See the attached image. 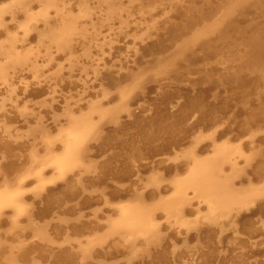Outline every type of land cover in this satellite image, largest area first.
<instances>
[{
	"label": "bare ground",
	"instance_id": "bare-ground-1",
	"mask_svg": "<svg viewBox=\"0 0 264 264\" xmlns=\"http://www.w3.org/2000/svg\"><path fill=\"white\" fill-rule=\"evenodd\" d=\"M251 10L259 15L258 20L246 15ZM172 13L178 16L177 20L170 19ZM152 20L157 23L151 24ZM239 23H244V26ZM131 24L134 27L143 24L139 28L143 31L139 32L136 27L135 31L130 32ZM230 28L232 31H228L231 35L226 32ZM111 34L114 35L112 39L129 34L131 49L137 46L135 42L141 43L149 38L156 41L145 42L146 45L141 50H135L136 52L133 49L137 56L142 53L145 55L146 52L149 54L144 65L133 64L135 70L130 67L119 70L116 67L121 72L120 75L108 74L106 82L115 91L114 102L106 103L107 99L97 98L89 101L77 113L67 105L62 112L59 111L60 114L57 113L66 122L55 123L58 130L51 132L42 115L44 109L40 108L46 101L44 95L43 99L30 97L33 92L37 93L41 89L22 88L30 81H36L48 84L52 89V83L64 79L65 74L70 71L77 70V74L89 75L90 72L95 74L97 71L99 75L101 65L96 61L111 39ZM232 36L234 41H231ZM168 39L165 43L164 40ZM197 44H203L198 52L193 50ZM213 60L219 64L220 69L232 71L234 76L222 72L216 74L211 69L203 68L205 63ZM189 65L203 69L200 68L202 71H198L194 80L188 81V86L179 85L175 78L181 76L175 70H182ZM247 70L249 72L243 73ZM258 72H264V0L0 2V173L5 172L8 166H18L16 159L19 156L11 143L14 139L10 141L5 137L15 138V135H24L26 132L33 133L31 136H34L40 132L44 145V150L31 151L30 163L25 170L14 168V184L7 181L10 179L6 172L0 180L6 182H1L0 185V216L9 210L7 230L11 232L10 235L0 237V264H20L19 260L17 263V256L28 245H25L24 238L26 226L30 229V237L36 236L34 241L38 239L44 244L46 240L49 245L51 240L54 244H59L61 234L53 238L51 232V228L57 225L53 222L57 217L78 218L81 211L92 207L93 190L99 189L106 195L107 204L113 201L111 195L125 196L126 189L117 186V183L128 179L131 182L137 179L138 183L141 175L136 172L141 171L143 164L152 161L156 164L155 161L161 158L157 156L169 157L173 152L176 159L182 156L188 163L174 164L167 169L168 175L170 172L174 173L172 178L167 177L171 179L170 193L163 194L160 190H152V193L135 191L136 198H130L126 202L116 201L115 208L111 213L104 214L105 218L100 221L103 224H100L99 229L104 226L107 228L92 235L90 233L93 228L85 230L83 222L65 223L62 218V225L72 229L67 234L68 237L61 236L62 240H68L71 250L67 248L70 251H58V248L55 249L57 245L53 246L57 252H54L52 261H48V255V260H45L48 262H44L40 259L43 256L39 258L37 253L35 258L37 256L40 260L33 259L31 264H261L260 261L248 262V258L254 255L250 252L253 243L250 239L257 230L255 225L257 222H264V202L256 201H264V150L253 147L245 151L242 141L232 143L230 138L217 142V132L212 136L216 142L205 155L201 154L203 150L194 147L206 137L205 130H217L226 116L235 114L236 103L242 95L246 96L253 92L254 87L264 85ZM154 73L158 74L159 79L143 84L144 79L155 77ZM213 74H216L215 77H210ZM233 81L236 82L235 85L230 84ZM217 84L221 85V89L216 87ZM36 104L39 108H36ZM8 105L10 106L7 107ZM246 109L244 118L251 131L253 122L258 119L259 110L256 107ZM20 117H23V124L26 125L23 130L18 129L21 126L14 121L21 120ZM253 131L264 134V125ZM240 137L238 139L241 140L243 136ZM186 142L190 143L186 144L187 147L184 146ZM249 145L252 147L253 144ZM239 161L242 164L239 165ZM78 169H82L85 174ZM72 170L71 174H67ZM21 173L24 178L31 176L32 181H19ZM76 174H80L77 179L80 184L73 177ZM164 176L167 175L162 171L159 175L149 176L147 181L152 183L151 186H157V189ZM58 180L62 182L43 188L47 182ZM108 181L109 185L105 183ZM31 182L34 184L28 186ZM156 182L157 185L153 184ZM108 186L109 189L105 190ZM26 191L32 194L26 196ZM29 197H37L34 204L37 203L38 206L26 203ZM195 200L199 204L190 217L186 209L187 206H194ZM251 204L252 207L257 205L260 216L253 218L254 212L240 215V211L249 209ZM74 207L78 209L74 210ZM159 209L165 216L171 217L168 219L169 217L163 216L168 222L166 224L173 222L186 229L182 241L172 239L170 233L161 232L160 222L164 219H157L156 210ZM96 210L97 208L93 209V212ZM94 216L99 218L97 214L91 217ZM18 218L23 219V224L18 223ZM201 221L214 227L203 225ZM230 227L232 232H227ZM39 229L46 231L38 232ZM110 236L114 240L120 238L121 242H109ZM125 241L129 243L126 244ZM36 244H33L34 247ZM51 245L53 243L49 246Z\"/></svg>",
	"mask_w": 264,
	"mask_h": 264
},
{
	"label": "rangeland",
	"instance_id": "rangeland-1",
	"mask_svg": "<svg viewBox=\"0 0 264 264\" xmlns=\"http://www.w3.org/2000/svg\"><path fill=\"white\" fill-rule=\"evenodd\" d=\"M8 0H0V2L1 3H5V2H7ZM209 1V0H208ZM211 1H214V0H211ZM247 11H249V9L247 10ZM178 15V14H177ZM246 15L247 16H249V17H252L254 20H258V18H259V15L258 14H256L255 12H253L252 10L247 14L246 13ZM246 16V17H247ZM170 19L171 20H177L178 19V16H176L174 13H172V14H170ZM154 21H156V20H152L150 23L151 24H153V25H155L157 22H155L154 23ZM141 22H143V19L141 20ZM248 22V21H247ZM245 23H246V21H245ZM141 25H143V24H140L139 26H135L134 27V25H132L131 24V26H130V29H131V31L130 32H133V30L135 31L136 30V27H137V29H138V31L139 32H141V31H143L142 29L140 30L139 28H140V26ZM239 25L240 26H244V23H239ZM231 32L232 31V29L230 28V29H227V31L226 32H229V31ZM129 31V30H128ZM229 32V33H230ZM234 32H232V34H233ZM210 34H212V33H210ZM112 35L113 34H111V35H109V37H111V39H112ZM128 35L129 34H124V35H119L117 38L116 37H114L112 40L110 39L108 42H107V44L105 45V47H104V49H102L101 50V52L99 53V55H98V58H97V60L98 61H96V63H98V64H100L101 66H100V70H99V75H98V72L96 71V73H97V76H96V73L94 74L93 72H90V75H89V73L88 74H77V70L76 71H70V72H68L67 74H65L68 78H66V76L64 77V79H61V80H58V81H56L55 83H57V85L55 84V83H52V85H51V87H52V89H50V86H48V84L46 85H44V83L42 84V83H37L36 81H30V83L28 84V85H26V86H28L27 88H26V86H24L22 89H25V90H30V89H32V88H39V89H41L40 91H38L37 93H34L33 92V94L30 96V97H33L34 99H43L42 97H43V95H44V99L47 101H45V103H42L41 104V106H40V108H42V115L44 116L43 118H44V120L46 121H44L45 122V124H49L48 125V127L49 128H51L50 130H51V132H57V130H58V128H56V127H58V125L56 126V124L55 123H60V122H62L63 121V123H65L66 122V120H65V118L63 117H60L58 114H60L61 112H62V110H64L65 108H66V106L68 105V107H69V105H70V108L72 109V110H74L75 111V113H77V111L78 110H80L81 108H84V106L85 105H87V103H89V101L91 102V101H94V100H96L97 98L98 99H107V101H106V103H112V102H114V100H115V91H114V89L112 88V86H110L107 82H106V78H108L109 76H108V74H112V75H120V73L121 72H118L119 70H120V68L121 69H125V68H123V67H130V69L132 68L133 70H135V68H134V65H135V63H137L138 65H144L145 63H146V61H144V60H146V59H148L149 58V54L146 52L145 53V55L142 53V54H140V56L138 55L137 56V54L135 55V52L137 51V49H140L141 50V47L142 46H144V45H146L145 44V42H147V41H149L150 40V38L149 39H146V40H144L143 42H135V44L137 45V46H135V47H133L132 49H131V47H132V44H131V39H130V37H128ZM230 35H231V33H230ZM114 36V35H113ZM124 36H127V37H124ZM124 37V38H123ZM162 37H164V36H162ZM233 38H231L232 40L231 41H234V36H232ZM106 38H108V37H106ZM109 39V38H108ZM161 40H162V38H160ZM114 40V41H113ZM151 42L152 41H156V39H154V38H152L151 40H150ZM149 41V42H150ZM163 41V40H162ZM165 41V43H167L168 41H169V39L168 40H164ZM110 42V43H109ZM114 42H115V44H114ZM127 43H128V46H127ZM132 43H133V41H132ZM164 42H163V44H165ZM108 44H110V45H108ZM126 45V46H125ZM202 45L203 44H197L196 46H195V48L193 49L194 51H196V52H198L200 49H201V47H202ZM117 49V50H116ZM125 49H127V50H125ZM129 49V50H128ZM133 49H134V51H133ZM107 52H109V54L107 53ZM125 52V53H124ZM128 52V53H127ZM141 53V52H140ZM103 54H104V56H103ZM127 54V55H126ZM57 55V54H56ZM110 55V56H109ZM118 55H121V56H118ZM143 55V56H142ZM106 56V57H105ZM117 56V57H116ZM126 56V57H125ZM124 57H125V59H124ZM114 60H112V59ZM202 58V57H201ZM200 58V59H201ZM63 59V58H62ZM61 59V60H62ZM60 59H58V61H61ZM115 60H116V62H115ZM135 60V62L133 63V61ZM102 61H104V62H102ZM120 62V64H119V62ZM214 61V60H213ZM213 61H209V62H207V63H205V65H203V68H208V69H211V71L213 72V73H220V72H222V73H224L225 75H228V76H234V73L231 71V72H229V71H225L224 69H220L221 67L219 66V64H217L215 61L213 62ZM211 62V63H210ZM113 63V64H112ZM118 63V64H117ZM215 63V64H214ZM108 64V65H107ZM134 64V65H133ZM213 64V65H212ZM121 65V66H120ZM218 65V66H217ZM106 66V67H105ZM115 66V67H114ZM202 66V65H201ZM101 67H103V68H101ZM119 69H117V68ZM187 68V69H186ZM194 68L196 69V70H194ZM200 68L201 69H203L202 67H199V66H196V67H192V66H187V67H184V69H182V70H180V68H178V69H176L175 70V73L176 74H178V76H181V78H175V80H177V82L179 83V85H184V86H188V81L189 80H194L196 77H197V73H198V71H202V70H200ZM107 69V70H106ZM189 70V72H187ZM197 71V72H196ZM247 72H249L248 70L247 71H243V73H247ZM71 73V74H70ZM75 73H76V75H75ZM191 73V75H189ZM94 74V75H93ZM188 74V75H187ZM216 74H213L212 76H210V77H215V75ZM258 74H259V77H260V79L262 80V81H264V72H262V73H260V72H258ZM74 75V76H73ZM81 75V76H80ZM86 75V76H85ZM101 75V76H100ZM203 75H206V74H203ZM71 78H70V77ZM153 76H155V77H153ZM153 78H150V77H148V78H146V79H144L143 80V84H150V83H152V82H156L159 78H158V74H156V73H154L153 74ZM89 77V78H88ZM96 77V78H95ZM27 79H30V77L29 78H27ZM92 79V80H91ZM75 80V81H74ZM86 80V81H85ZM94 80V81H93ZM97 80H98V82H97ZM183 80V81H182ZM59 82V83H58ZM70 82V83H69ZM80 82V83H79ZM84 82H87V83H84ZM91 82V83H90ZM78 83V84H77ZM38 84H40L42 87L40 88V85H38ZM54 84H55V86H54ZM230 84L231 85H235L236 84V82L235 81H233V82H230ZM72 85V86H71ZM39 86V87H38ZM47 86V87H46ZM59 87V88H57V87ZM82 88H81V87ZM84 86V87H83ZM103 86H105V87H103ZM54 87V88H53ZM56 87V88H55ZM64 87V88H63ZM78 87V88H77ZM87 87H91L90 89H88ZM217 88H220L221 87V85H218L217 84V86H216ZM47 88H48V90H47ZM76 88V89H75ZM97 88V89H96ZM58 89V90H57ZM87 89V90H86ZM221 89V88H220ZM57 91V92H55L54 93V91ZM59 90H61V91H59ZM72 90V91H71ZM73 90H74V92H73ZM96 90V91H95ZM255 90V91H254ZM260 90V91H259ZM53 91V92H52ZM71 91V92H70ZM86 91V92H85ZM109 91V92H108ZM60 92V93H59ZM67 92H69L68 94H67ZM102 92V93H101ZM54 94V95H52V94ZM57 93H59V94H61V95H59V94H57ZM64 93V94H63ZM79 93V94H78ZM87 93V94H86ZM63 94V95H62ZM82 94H84L83 96H82ZM90 96H89V95ZM108 94V95H107ZM242 94H244L243 92H242ZM49 95V96H48ZM68 95V96H67ZM70 95V96H69ZM98 95H99V97H98ZM256 95V96H255ZM48 96V97H47ZM63 96V97H62ZM106 96H107V98H106ZM82 97H83V99L84 98H86V99H82ZM50 98H51V100H50ZM53 98V99H52ZM56 98V99H55ZM68 98H69V100H68ZM73 98H74V100H73ZM88 98V99H87ZM33 99V100H34ZM78 99L79 100H81V101H78ZM92 99V100H91ZM54 102H53V101ZM67 100V101H66ZM85 100H87L86 102H85ZM35 101V103H37L36 101L37 100H34ZM65 101V102H64ZM69 101V102H68ZM77 103H76V102ZM32 101H30V105L32 106L33 104L31 103ZM50 102H51V105H50ZM34 103V104H35ZM68 103V104H67ZM71 103H72V105H71ZM49 104V105H48ZM54 106H53V105ZM60 104H62V105H60ZM64 104V105H63ZM77 104V105H76ZM46 105H48L49 106V108L47 109V107H46ZM74 105H75V107H74ZM241 105V106H240ZM245 105V106H244ZM10 105H8L7 107H9ZM43 106V107H42ZM60 106V107H59ZM236 108H235V114L233 113L232 114V112L230 113V114H232V115H230V117L229 116H226L225 118H224V120H222L221 121V123H220V126H218L217 127V130H205L204 132L205 133H207V134H205L206 135V137H203V139H201V141H199V142H197L196 144H195V146L194 147H196L197 148V150H203V152H201V154L202 155H205L206 153H208L207 151H209L210 150V146L212 147V144H214V142H216V141H214L215 139H213L212 138V136H213V133H216V135H217V139L219 140V141H217V142H220V140L221 141H223V140H229V138L231 139L230 141L233 143V142H236V140H237V142H241L242 141V145L244 146V150L245 151H249L251 148H253V147H255L256 149H262V150H264V134H261V133H257L256 131H253L252 132V130H256V128H258L259 126H262V125H264V85H260V86H256V87H254L253 88V92H250V93H247V95L245 96V95H242V97L241 98H239L238 99V101H237V103H236ZM252 107H256L258 110H259V112H258V114H257V121H255V122H253V125H252V130L250 131V129L248 128V124L249 123H247L246 121H245V118H246V113H245V108H247L246 110H248V108H252ZM33 108V107H32ZM34 108H35V105H34ZM36 108H39L38 106H37V104H36ZM74 108V109H73ZM57 109V110H56ZM59 111H61L60 113H59ZM53 112V113H52ZM48 113V114H47ZM51 113H52V115H51ZM58 113V114H57ZM47 114V115H46ZM57 114V115H56ZM237 114V115H236ZM12 115V114H11ZM56 115V117H53V116H55ZM47 118H46V117ZM240 116V117H239ZM19 117V116H18ZM58 117H60L59 119H58ZM245 117V118H244ZM23 118V117H22ZM21 117H20V119L21 120H14L16 123H18L21 127H18V129H22L23 130V128L25 129L26 127V125L25 124H23L24 122H23V119H22ZM53 118V119H52ZM55 118V119H54ZM9 119H11V117L9 118ZM228 119V120H227ZM59 120V121H58ZM47 121H49V122H47ZM57 121V122H56ZM32 123H33V121H31ZM225 123V124H224ZM23 124V125H22ZM238 124V125H237ZM257 126V127H256ZM220 127H221V129H220ZM32 129V128H31ZM53 129V130H52ZM207 131V132H206ZM209 131L212 133H210L209 134ZM31 132H33V131H31ZM228 133V134H227ZM229 133H231V134H229ZM251 133H252V135H251ZM21 134V135H20ZM19 135H15V138H14V136L13 137H11V136H7V137H5L6 138V140H10V141H12L13 139L16 141H12L11 143H12V147H14V149H15V152H16V154L19 156L18 157V160L16 159V157H13L14 158V160L16 159V162L18 161V166H16L17 168H19V169H23V170H25L26 169V167L29 165V161H30V159H29V155H31V151L32 150H40V149H42V150H44V145H43V141L41 142V140L43 139V137H42V134H40V132L39 133H35L34 134V136H31V134L33 135V133H30V132H26L24 135H23V133H20ZM29 134V135H28ZM38 134V135H37ZM250 134V136H248ZM256 134V135H255ZM215 135V136H216ZM229 135V136H228ZM254 135H255V137H254ZM260 135V136H259ZM19 136V137H18ZM36 136V137H35ZM240 136H243L242 137V139L244 140H240V139H238V138H241ZM245 136V137H244ZM248 136V138H246ZM11 137V138H10ZM25 138V139H23V138ZM26 137H28V138H26ZM31 137V138H30ZM34 138V141H33V138ZM38 137H40V139H38ZM227 137V138H226ZM253 137V138H252ZM9 138V139H8ZM36 138H37V141H36ZM42 138V139H41ZM205 138V139H204ZM215 138V137H214ZM28 139V140H27ZM208 139H209V141H208ZM248 139H252V141H249ZM255 139V140H254ZM23 140H25V141H23ZM30 140H31V142H30ZM208 142H207V141ZM240 140V141H239ZM18 141V142H17ZM33 141V142H32ZM211 141H213L212 143H211ZM254 141V142H253ZM38 142V143H37ZM40 142V143H39ZM260 142V143H259ZM16 143V144H15ZM211 143V144H210ZM244 143V144H243ZM249 143H251V144H253L252 145V147H251V145H249ZM15 146H20L21 148L23 147V149H20V147H15ZM40 144V145H39ZM186 144L187 145H189L190 143H188V142H186L185 144H184V146L185 147H187L186 146ZM198 144H199V146H198ZM37 146V147H36ZM202 146V147H201ZM258 146V147H257ZM36 147V148H35ZM250 147V148H249ZM31 148V149H30ZM33 148V149H32ZM17 149V150H16ZM20 149V150H19ZM27 149V150H26ZM30 149V150H29ZM180 149V148H179ZM24 150V151H23ZM178 150V149H177ZM21 153V155H20V153ZM29 152V153H28ZM205 153V154H204ZM174 152L173 153H170L169 154V157L167 156V155H161V156H157V157H161V158H163V159H158L157 161H155L156 162V164H154V162L152 161V162H149L148 164H143V166L142 167H140V168H142L141 169V171H137L136 172V174H139V175H141V179L140 178H138L139 180H138V183H137V179H135V180H133L132 182H133V186L131 185V180H124V181H122V182H119V183H117L116 185L117 186H119V187H121V188H123V189H126L125 191H127V193H126V195L124 196H122V195H120V196H118V195H111L112 197V200L113 201H111V202H109V204H111V205H109V204H107L108 203V201H107V199L105 200V197H106V195H103L101 192H100V190L99 189H97V190H93V191H91V194L93 195L92 196V207H90L89 209H87V208H85L84 209V211H81L80 212V215H78V218H76L75 216H67V218L66 217H57V219H53L54 221V223H56L57 225H55V226H53L52 228H51V232H52V237L53 236H56V235H59V234H61V235H59V240H60V242H59V244H54V241L52 242L51 240V243H50V241H49V245L50 244H52L53 243V245H51V246H49L48 245V242L46 243V240H45V242H44V244H42V242L43 241H41V242H39L38 241V239H37V241L35 240L34 241V239H36V236H32V237H30V235H29V233L28 232H30V229L26 226L25 228L26 229H24V238H25V245H27V248H26V246H24V251H26V253L24 252V251H22L21 253H19L18 254V256H17V263L19 262L20 264L22 263V264H25L26 263V261H27V259H29V257H30V261L28 260L27 262L28 263H26V264H31V262L33 263V261H31V260H35L36 258H40V257H42V258H40V259H42L44 262H48V261H52V257L54 256V252H57V250L59 251V250H63V249H67V248H69L70 250H71V247H70V244H69V242H68V240L67 239H64V240H62L61 239V236H65V237H68V235L67 234H69V233H71L72 232V229H68V227L67 226H65V225H62V223H66V222H68V223H73L74 221L77 223V222H83L84 224H83V226H84V229L85 230H89L90 228H93V230H92V233H90V235H92V234H95V233H99V232H102L103 230H105L107 227H105L104 226V228L103 229H99L100 228V224L102 225L103 223L102 222H100V221H103V219L105 218V215H107V214H109V212L111 213V211L113 210V208H115V203H116V201L117 202H126L127 200H129L130 198H136V195H137V193L139 192V193H143V192H149V193H152L153 191L152 190H154V191H156V192H158V190H160V193H163V194H166L167 192H171L172 191V189H171V179L170 178H167L168 176L169 177H173L174 176V173L173 172H170L171 174H169L168 175V172H167V169L170 167V166H173L174 164H180V163H188V160L186 159V158H182V156H180V158H181V160H180V158L179 157H177V159H176V157L174 156ZM25 157H24V156ZM163 156V157H162ZM166 156V157H165ZM21 157V158H20ZM24 157V158H23ZM173 157H175V158H173ZM167 158H169V159H167ZM165 159V160H164ZM172 159V160H171ZM173 159H175L174 161H173ZM168 160V161H167ZM170 160V161H169ZM240 160V159H239ZM160 161H161V165H160ZM164 163H163V162ZM172 161V162H171ZM176 161V162H175ZM20 162V163H19ZM168 162V163H167ZM166 163V164H165ZM240 164H242V161L240 162L239 161V165ZM27 165V166H26ZM154 165V166H153ZM165 166V167H164ZM9 167L11 168V169H9ZM14 165H12V166H8V167H6L5 168V172L7 173V176H8V178L10 179V180H7V181H9L10 182V184H14L15 183V180H16V178H15V174H14V171H15V169L14 168H16ZM21 167V168H20ZM81 168V167H80ZM152 168V169H151ZM249 168V167H248ZM74 170V169H73ZM73 170L69 173H67V174H71L72 172H73ZM79 170V172L80 173H83L84 171H82V169H78ZM149 170V171H148ZM249 170V169H248ZM18 171H20V170H18ZM17 171V172H18ZM160 171V172H159ZM162 171L163 172H165L166 173V175L167 176H164L165 178H164V180H161L160 181V183H158V182H156V183H153V184H156L157 185V183H158V188L156 189L155 187H157V186H154V185H150V184H152V183H149L148 181V179L150 178V177H152V176H154V175H156L157 173H158V175L160 174V173H162ZM3 173H5L4 171H2ZM182 172V171H181ZM3 173L1 174L0 173V180H2V177H3ZM16 173V172H15ZM84 174H85V172H84ZM147 174H149V175H147ZM244 174V173H243ZM79 175V176H78ZM83 175V174H82ZM145 175H147V176H145ZM22 178H21V177ZM135 175H133V177H134ZM150 176V177H149ZM19 177H20V180L19 181H23V183L24 182H29V181H32L31 179H32V177L31 176H29V178L28 177H23V175H22V173H21V175H19ZM70 177V176H69ZM76 180L77 179H79L78 177H80V174H76L75 176H73ZM73 177H70V178H73ZM145 177H147V179L145 178ZM24 178V179H23ZM28 178V179H27ZM73 178V179H74ZM23 179V180H22ZM167 179V180H166ZM169 179V180H168ZM25 180V181H24ZM148 180V181H147ZM79 180H77V184H80V182H78ZM162 181H164V182H162ZM167 181V182H166ZM1 182H3V181H0V185H2L1 184ZM5 182V181H4ZM3 182V183H4ZM54 181H50L49 183L47 182L46 183V185L43 187V188H47V187H50V186H56V185H58L60 182H62V180H58V181H56V182H54ZM143 182H144V184L146 185H150V188H148V186L146 185H144L143 184ZM261 182H262V180H261ZM6 183V182H5ZM106 184H110V181H108V182H105ZM129 183H130V185H129ZM162 183V184H161ZM169 183H170V185H169ZM245 183H248V182H245ZM244 183V184H245ZM34 184V182H31V183H29L28 184V186H31V185H33ZM50 184V185H49ZM52 184V185H51ZM119 184V185H118ZM160 184H161V186H160ZM120 185H122V186H120ZM127 185H128V187H127ZM144 185V186H143ZM146 187V188H145ZM135 188V189H134ZM105 190L107 189H109V186L107 187V188H104ZM171 190V191H170ZM32 191V190H31ZM135 191H137V193L135 192ZM141 191V192H140ZM30 191H26V196H29L30 194H32V192H30ZM97 194V195H96ZM168 194V193H167ZM104 196V197H103ZM129 198H128V197ZM96 199H95V198ZM128 199H127V198ZM33 198V199H32ZM36 198L37 197H29V199L27 198V200L26 201H28V202H26V203H30V204H32L33 206H35V205H37V203H35L34 204V201L36 200ZM99 199H100V202H99ZM118 199V200H117ZM256 199V198H255ZM255 199L253 200L254 201V203L256 202V201H261V202H264V201H262L261 199H256V201H255ZM29 201H31V202H29ZM107 201V202H106ZM104 202V203H103ZM195 203L193 204L194 206H192L191 207V205L190 206H187V214L188 215H190V217H192L193 216V212L194 211H196V208H195V206L196 205H198L199 204V202H196V200L194 201ZM114 203V204H113ZM113 204V205H112ZM95 205V206H94ZM102 205V206H101ZM38 206V205H37ZM97 206V207H96ZM108 206V207H107ZM113 206V207H112ZM89 207V206H88ZM94 207H96L97 208V210H99V211H95V212H93V209L95 210L96 208H94ZM103 207V208H102ZM92 208V209H91ZM112 208V209H111ZM75 209H78L77 207L75 208L74 207V210ZM88 210V211H87ZM92 210V211H91ZM258 210V207H257V205L256 204H254L253 205V207H252V204H251V206L249 207V209H245V210H242V211H240V215H244V214H248V213H251V212H254L255 214H253V218H256V216L258 215V216H260V212H258L257 211ZM101 211H102V213H101ZM104 211H105V213H104ZM92 212V213H91ZM6 214V215H5ZM10 214V212H9V210H6L1 216H0V237H3L4 236V234H11V232H8V218H9V215ZM94 214H97L98 215V217L99 218H95V216L94 217H91V216H93ZM105 214V215H104ZM5 215V216H4ZM8 215V216H7ZM156 215H157V219L159 220L160 218V220L159 221H161L162 220V218L164 219V220H162L163 222H160V225L162 226L161 227V232H163V231H165L166 233H170V234H172V239H175V240H183L184 238H185V235L183 234V233H185L186 232V229H184L183 227H179V225H177L176 223L174 224L173 222L170 224V226H169V224H166V223H168V222H166V219L164 218V217H167V216H165L164 215V213L163 212H161V210L159 209V210H156ZM80 216V217H79ZM84 216V217H83ZM88 216H90V217H88ZM164 216V217H163ZM5 217V218H4ZM73 217H75V218H73ZM169 217V216H168ZM167 217V218H168ZM4 218V219H3ZM62 218H63V221H62ZM69 218V219H68ZM80 218V219H79ZM85 218V219H84ZM171 217H169L168 219H170ZM7 219V220H6ZM58 219H60V220H58ZM66 219V220H65ZM75 219V220H74ZM57 220H58V222H57ZM17 221H18V223L19 224H23V219H21V218H18L17 219ZM61 221V222H60ZM200 223H202L203 225H205L206 224V226H213V225H210V224H207L206 222H203V221H201ZM62 225V226H61ZM94 225V226H93ZM173 225H175L174 227H173ZM177 225V226H176ZM88 226V227H87ZM258 226V227H257ZM5 227V228H4ZM214 227V226H213ZM255 233L253 232V235H251L252 236V238L250 239L251 241H253V243H252V249H250V252H253L254 253V255H252L251 257H249L248 258V262L250 261V262H255V261H260V263L261 264H264V258H262V257H264V241H262V240H264V234H262V233H264V222H261V223H259V222H257V225H255ZM102 228V227H101ZM178 228V229H177ZM28 229V230H27ZM178 231H177V230ZM68 230V231H67ZM179 230H180V232H179ZM229 230V231H228ZM3 231V232H2ZM26 231V232H25ZM39 231H42L43 233L46 231L45 229H39L38 230V232ZM99 231V232H98ZM168 231V232H167ZM227 232H232V229H231V227L229 228V229H227L226 230ZM8 232V233H7ZM65 232H66V234H65ZM176 232V233H175ZM182 232V233H181ZM41 233V232H40ZM164 233V232H163ZM260 233V234H259ZM176 234V235H175ZM258 234V235H257ZM29 237H28V236ZM262 235V236H261ZM116 236V235H115ZM118 236V235H117ZM116 236V237H117ZM58 237V236H57ZM256 237H257V239H256ZM28 238V239H27ZM29 238L31 239H33L32 241H30L29 240ZM54 238V237H53ZM119 238V237H118ZM108 239H109V242L111 241H113V242H121V240H120V238L119 239H113V237H108ZM63 242H62V241ZM48 241V240H47ZM67 243H66V242ZM105 241H107V239L105 240ZM262 241V242H261ZM32 242V243H31ZM37 243V244H36ZM60 243H62V244H60ZM125 243L127 244V243H129L128 241H125ZM262 243V244H261ZM31 244L33 245V244H36L35 245V247H34V245L33 246H31ZM57 245V246H56ZM28 246H31L30 248L28 247ZM39 246V247H38ZM46 246H47V248H46ZM53 246L55 247V249L56 248H58L57 250H54L53 249ZM255 246V247H254ZM33 247V248H32ZM52 247V248H51ZM34 249L33 251H29V249ZM37 248V249H36ZM45 248V249H44ZM50 250H49V249ZM27 249V250H26ZM69 249H67V251H70ZM257 249V250H256ZM39 250V251H38ZM43 250V251H42ZM47 250V251H46ZM51 250H53L52 251V254H51ZM64 250V251H65ZM73 250V249H72ZM253 250V251H252ZM29 253H28V252ZM35 251V254L33 253ZM46 251V252H45ZM128 251V250H127ZM32 252V253H31ZM40 252L42 253V254H40ZM50 254H49V253ZM248 253H250L249 251H247ZM257 252V253H256ZM23 253H25V254H23ZM30 253L32 254L31 256H30ZM37 253H38V255H37ZM252 253V254H253ZM241 254H245V253H243V252H241ZM29 255V256H28ZM35 255H37L36 256V258H35ZM40 255V256H39ZM46 255V256H45ZM50 256V258H49V256ZM260 255V256H259ZM23 256V257H22ZM26 256H28L27 258H26ZM32 256H34V257H32ZM45 256V257H44ZM48 256V259L46 258ZM19 258V259H18ZM32 258V259H31ZM38 258V259H39ZM39 259V260H40ZM48 260V261H45V260ZM19 260V261H18ZM23 261V262H22Z\"/></svg>",
	"mask_w": 264,
	"mask_h": 264
}]
</instances>
